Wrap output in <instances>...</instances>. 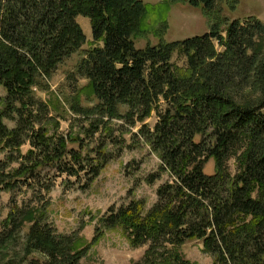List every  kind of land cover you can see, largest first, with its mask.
<instances>
[{
    "label": "trees",
    "instance_id": "1",
    "mask_svg": "<svg viewBox=\"0 0 264 264\" xmlns=\"http://www.w3.org/2000/svg\"><path fill=\"white\" fill-rule=\"evenodd\" d=\"M184 1L211 18L210 31L167 41L168 14L179 0H0V85L6 90L0 96V193L26 185L46 166L71 176L84 170L79 133L56 139L31 121L39 78L49 79L78 53L69 74L88 82L76 89L70 110L89 121L86 136L113 120L130 129L140 124L134 136L161 159L160 172L147 182L171 176L158 187L151 208L142 199L111 207L90 244L99 241L102 229L120 227L132 245H148L136 264H200L180 251L191 241L202 242L214 264H264V23L223 16L220 3L235 8L239 0ZM77 16L90 19L91 41ZM151 34L157 43L136 45ZM175 54L186 65L172 62ZM154 113L158 120L150 129L145 122ZM27 143L32 148L23 155ZM233 155L240 168L236 175L227 166ZM14 161L19 166L7 170ZM76 163L81 167L75 172ZM21 225L20 219L0 235V252ZM28 240L30 251L46 255L51 264H80L86 250L79 240H57L39 222Z\"/></svg>",
    "mask_w": 264,
    "mask_h": 264
},
{
    "label": "rangeland",
    "instance_id": "2",
    "mask_svg": "<svg viewBox=\"0 0 264 264\" xmlns=\"http://www.w3.org/2000/svg\"><path fill=\"white\" fill-rule=\"evenodd\" d=\"M143 1L163 3V0ZM220 5L223 16H227L229 21L246 23L249 18L257 17L264 23V0H239L235 8L227 1ZM168 16L169 28L165 35L167 41L204 35L210 31L211 18L204 15L201 7L193 6L187 1L173 3ZM76 19L86 34L87 41H91L93 34L90 19L83 16H77ZM149 42L157 43L158 38L151 34L146 39L137 40L136 45L144 47ZM216 46L222 51L220 46ZM88 48V44L82 47L83 50ZM80 56L78 53L74 54L49 79L39 78L38 86L33 89V96L38 103L31 107V116L34 118L31 121L33 127L46 128V132L56 139L79 133L83 139L81 154L84 160L81 165L84 170L71 176L46 166L38 173V177L30 178L26 185H18L13 190L0 193V235L22 220V225L14 229L6 249L0 252V264H30L34 258L39 259L40 264H51L46 255L30 251L28 247V233L34 222H39L42 231L50 232L57 240L64 236L72 238L73 242L79 240L82 243L81 249H86L80 264H136L143 259L148 249L147 244L132 245L120 227L102 229L103 235L99 241L90 244L97 233L96 229L101 228L99 220L108 214L111 207L119 208L130 201L142 199L146 207L151 208L156 202L158 187L168 182L171 176L164 173L153 184L147 182L148 176L160 172L161 159L143 138L134 136L140 129V124L130 129L123 121L113 120L104 131L95 136H86L89 121L79 118L70 110L76 89L88 82L80 74H69ZM172 62L179 66L187 63L184 56L177 54L173 56ZM5 95L6 90L0 85V96ZM157 120L158 116L154 113L145 124L152 129ZM7 124L11 128L15 125L14 122ZM111 129L114 131L112 136L109 135ZM31 148V143H27L20 152L26 155ZM3 160L4 153H1L0 161ZM19 164L20 161H14L7 170H12ZM68 166L72 167L70 163ZM73 166L75 172L81 167L77 163ZM96 166H99L97 175L94 174ZM213 166L211 159L205 167L206 171L212 173ZM227 166L232 175H236L240 170L238 157L231 156ZM31 212L33 217L28 220ZM11 216L13 222L7 221ZM180 251L191 261L214 264L202 242H187L181 246ZM57 257H61L60 254Z\"/></svg>",
    "mask_w": 264,
    "mask_h": 264
}]
</instances>
